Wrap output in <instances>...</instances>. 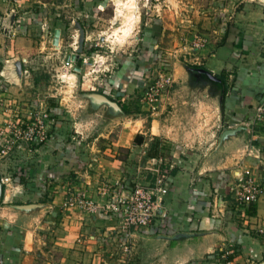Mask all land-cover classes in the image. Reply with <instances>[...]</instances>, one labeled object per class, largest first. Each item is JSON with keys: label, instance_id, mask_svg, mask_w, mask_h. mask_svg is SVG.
<instances>
[{"label": "rangeland", "instance_id": "1", "mask_svg": "<svg viewBox=\"0 0 264 264\" xmlns=\"http://www.w3.org/2000/svg\"><path fill=\"white\" fill-rule=\"evenodd\" d=\"M230 31L249 36L250 53L263 57L264 0H0V71L9 57L8 48H27L19 57L20 61L26 58L21 61L26 68L21 71L23 86L11 88L0 80V161L4 164L0 176L16 177L14 181L11 178L13 182L28 178L26 161L33 158V145L43 144L38 139H22L15 130L62 121L68 123L62 125L68 139L74 135L73 141L82 137L81 143H88L96 126L91 114H129L123 120L127 125L130 122L133 130L140 123L131 121L139 118L143 131L153 126L158 132L163 126L165 137L144 135L147 150L157 141L171 154L153 164L147 150L145 154L140 151L145 146L132 152L118 150V157L125 160L120 172L122 186L151 185L156 168L170 178L173 158H186L187 154L185 148L171 145L175 141L170 138L180 135L187 140L194 124L206 123L204 118L218 98L208 104V95L210 99L218 88L195 66L205 64L210 54L228 41ZM68 52L84 53L86 63H75L81 67L79 72L62 67ZM165 76L170 77V84L160 91L157 102L150 101V86L154 88ZM232 80L228 76V83ZM115 101L125 104L128 112ZM83 129L91 133L84 137L77 133ZM47 130L48 136L53 130ZM0 186L6 187L2 181ZM31 213L38 224L36 233L27 225ZM22 216L23 227L10 221L8 226L0 224V231L6 230L17 253L27 255V238L47 239L44 235L50 218L41 209ZM38 243L35 255L41 258L39 264L52 252L53 257H59V245L46 253L43 243Z\"/></svg>", "mask_w": 264, "mask_h": 264}, {"label": "crops", "instance_id": "2", "mask_svg": "<svg viewBox=\"0 0 264 264\" xmlns=\"http://www.w3.org/2000/svg\"><path fill=\"white\" fill-rule=\"evenodd\" d=\"M229 37L200 67L213 75L224 71L232 76L234 80L225 96L220 95V89L213 91L210 99L206 95L208 104L218 98L204 118L206 123L193 125L194 130L189 132L192 139L190 134L187 140L180 135L170 138L175 141L171 145L185 148L187 154L186 158L170 156L174 163L171 167L176 170L167 179V217L161 224L158 220L123 233L118 218L104 210L86 214L78 208H64L63 202L71 189L84 190L99 204L107 197L102 193L103 186H108L110 192L126 189L120 174L125 160L118 157L117 151L132 152L145 146L140 148L145 154L144 135L165 137L163 126L158 132L153 126L143 131L139 118L131 121L140 123L133 130L131 123L127 125L123 120L129 114H91L97 128L91 141L81 143L82 137L77 141H73L74 135L68 134L72 140L66 137L62 125L67 122L56 121L50 126L53 131L49 138L39 146L33 145L34 153L39 154L33 153V158L26 161L28 178L13 182L16 177L0 176L6 178L2 197L0 186L2 227L10 221L23 227L22 214L41 209L50 218L44 235L47 239L27 238V255H20L3 229L0 264H39L41 258L35 255L40 248L38 241L46 253L59 245V257H53L52 252V262L46 257L44 264H264V234L257 232L264 223V197L242 208L230 191L236 174L246 166L251 167L256 180H264V130L251 134L246 126V119L264 91V56L250 53L253 45L246 34L230 31ZM26 51L22 47L5 51L9 57L1 64L0 80L6 81L8 87L23 86L21 71L26 68L21 61L26 58L20 61L19 57ZM75 54L78 61L86 60L84 53ZM77 133L84 137L91 132L83 129ZM137 134L144 137L143 143L134 142ZM3 165L0 161V168ZM29 217L27 225L34 228L27 231L35 232V216Z\"/></svg>", "mask_w": 264, "mask_h": 264}, {"label": "built area", "instance_id": "3", "mask_svg": "<svg viewBox=\"0 0 264 264\" xmlns=\"http://www.w3.org/2000/svg\"><path fill=\"white\" fill-rule=\"evenodd\" d=\"M86 63V60H82ZM74 62L70 59H63L62 67L65 70H73ZM170 77H160L153 86H150L152 97L150 101L157 102L160 91L170 84ZM160 94V95H159ZM152 108L154 106L152 105ZM34 124V123H33ZM39 124L38 128L35 123L34 127L28 129L15 130L17 135H21L24 140H41L45 141L47 137L48 125ZM246 126L251 134H256L259 130H264V100L258 102L252 109V114L246 119ZM43 138V140H42ZM164 157H151L153 164H160ZM159 168L153 169L154 179L151 185L136 184L126 189H114L109 191L108 186H103L102 193L106 199L103 204H99L92 199L84 190H75L70 192L63 202L65 207L78 208L86 214H96L102 209L112 217L118 218L120 230L123 233H129L131 228L147 227L158 220L161 222L167 217L164 210V198L168 193V183L165 175L158 172ZM236 181L232 183L230 191L232 198L242 207L249 206L259 198L264 197V180H256L252 174L251 167H243L236 174ZM2 183L6 178H0ZM257 232L264 234V223L259 225Z\"/></svg>", "mask_w": 264, "mask_h": 264}, {"label": "trees", "instance_id": "4", "mask_svg": "<svg viewBox=\"0 0 264 264\" xmlns=\"http://www.w3.org/2000/svg\"><path fill=\"white\" fill-rule=\"evenodd\" d=\"M195 67H203L202 65L201 66H195ZM215 76L218 78V80H211V85H215L218 87V89H220V95L222 97L225 96V93L227 91V89L229 88V83H228V76L227 74L222 71L218 74H215ZM234 80V79H233ZM264 100V91L261 93V96L259 98V102L263 101ZM115 103L124 111V112H128V107L123 104L122 102L120 101H115ZM49 135L48 134V138H49ZM144 141V137L141 135V134H137L135 137H134V142L136 144H141L143 143ZM44 143V141H43ZM160 144L156 141L155 144L153 146H150V148L147 150V156L149 157H166V155L169 154V149L166 147V146H159ZM175 168L173 167L171 170H170V173L173 174L175 172ZM3 193H4V187L1 186V197L3 196Z\"/></svg>", "mask_w": 264, "mask_h": 264}, {"label": "water", "instance_id": "5", "mask_svg": "<svg viewBox=\"0 0 264 264\" xmlns=\"http://www.w3.org/2000/svg\"><path fill=\"white\" fill-rule=\"evenodd\" d=\"M56 33H57V32H56ZM55 37H56V36H55ZM65 59H66V60L70 59L71 61H73L74 63H76V62L78 61V59H79V56H78L77 54H75V53H71V52H69V53L66 55ZM73 70L79 72V71L81 70V67L75 65V66L73 67ZM196 71L199 72V73H201V74L206 75V77H208L210 80H218V78H217L215 75H213L210 71H208V70H206V69H204V68H196ZM102 97H103V96H102ZM104 98H105V97H104ZM114 104H116V103L114 102ZM116 105H117V104H116Z\"/></svg>", "mask_w": 264, "mask_h": 264}]
</instances>
